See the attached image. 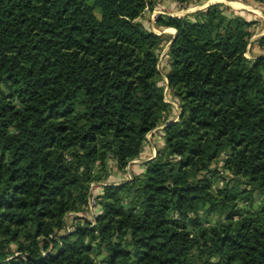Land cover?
I'll return each instance as SVG.
<instances>
[{"label":"trees","instance_id":"16d2710c","mask_svg":"<svg viewBox=\"0 0 264 264\" xmlns=\"http://www.w3.org/2000/svg\"><path fill=\"white\" fill-rule=\"evenodd\" d=\"M156 1L188 0H0V264H264L253 22L218 4L194 21L158 16L176 32L166 85L163 36L137 22ZM159 126L164 147L130 181L101 186L86 218L90 184L109 161L138 159ZM212 215L221 222L207 225Z\"/></svg>","mask_w":264,"mask_h":264},{"label":"rangeland","instance_id":"374dc122","mask_svg":"<svg viewBox=\"0 0 264 264\" xmlns=\"http://www.w3.org/2000/svg\"><path fill=\"white\" fill-rule=\"evenodd\" d=\"M213 4H218L222 8H226L225 11H226L227 16L231 17L233 15L235 16L239 15V16L244 17L247 21L253 22V24L249 28L250 38H249L245 57L247 59H254L259 56H264V48H259L256 44V41L264 35V4L258 2L257 0H221V1L220 0H188L185 4L181 6L178 4L174 6H171V4H167V6H162L161 2L156 1L154 9L145 10L142 16L137 20V22L144 23L145 25H147L150 31L153 32L154 34L158 36H161V35L163 36L164 40L162 44L160 45L159 50L157 51V56L159 58V64H160L159 70H160V73L162 74L163 80L165 79L164 75L169 70L166 55H167V50L169 49L168 45L170 43V37H172L171 32H173V30H166L165 28L157 27L155 25V19L158 16H167V17L172 16L175 18L185 17L190 21H194L193 18H194L195 13H197L198 11H203L207 7ZM253 14L256 16H254ZM172 103H174V101ZM172 106H173V109L169 108L170 114L167 118V122L171 121L175 123L178 120L177 119L178 114L175 110V106L173 104ZM162 129L163 128L161 127L155 128L149 134L146 135V143L141 152L143 153V156H144L143 159L149 156V151L146 150L149 144L155 143L154 145L156 146V148L159 147V149H162L164 147L162 146L164 143ZM152 155L153 157L151 159H153L156 154L152 152ZM219 162L220 161L218 160L216 163H214L211 166V169L212 168L219 169V166L221 164ZM139 164H141L140 160H138L137 162L134 160L130 162L129 165H127L124 170L121 171L116 168L115 163H113L112 161H109L108 163L109 175L106 178L105 182L101 184L118 185L119 183L130 181V180L126 181L123 178L124 176L123 174L126 173L127 171L129 172V174H131L132 177L134 175L141 174L144 171V169L140 168ZM141 170L142 172L138 173ZM219 171H221V169H219ZM220 173L226 178L230 177L229 173L227 172L221 171ZM218 186H220V183L218 184ZM216 187H217V184H216ZM256 204L258 205V202ZM239 205L242 206L243 204L240 202ZM69 221H71V218H68L67 224ZM220 222H221V217L216 216V215L209 216L206 219V224L210 226L217 225Z\"/></svg>","mask_w":264,"mask_h":264},{"label":"built area","instance_id":"2783aa9c","mask_svg":"<svg viewBox=\"0 0 264 264\" xmlns=\"http://www.w3.org/2000/svg\"><path fill=\"white\" fill-rule=\"evenodd\" d=\"M164 82L167 85V81L166 78L164 79ZM169 100V101H168ZM174 103H172L173 101ZM171 101V102H170ZM164 103H166L167 105H169L170 108L173 109L172 104L175 106V110L177 112V114H179L180 109H179V102L178 100L173 97L171 95V93L168 91L167 86L164 88ZM178 117V115H177ZM177 120V119H176ZM161 128H163L162 126H159ZM158 128V127H157ZM149 134V133H148ZM123 178L127 181V180H131L132 176L131 174H129V172L127 171L126 173L123 174ZM123 182V181H122ZM101 186H104V184L101 183H91L90 184V193H89V197H88V202H87V213H86V218H88L90 221H93V217H94V211L98 208V202H99V195L101 193V190L99 189V191L97 190V188H100ZM82 217V216H81ZM84 217V216H83ZM72 223L73 222H69L68 226L65 229V233H70V231L72 230ZM93 223V222H92Z\"/></svg>","mask_w":264,"mask_h":264},{"label":"crops","instance_id":"0c3cea01","mask_svg":"<svg viewBox=\"0 0 264 264\" xmlns=\"http://www.w3.org/2000/svg\"><path fill=\"white\" fill-rule=\"evenodd\" d=\"M167 4H171V6L176 5V3L172 2V1H164V3L161 2V5H162V6H167ZM242 5H243V4H242ZM253 15H254V14H253ZM254 16H256V15H254ZM166 30H173V29L169 28V29H166ZM169 32H171V31H169ZM175 33H176L175 30H173V32H171V34H172V38H173V35H174ZM167 62H168V60H167ZM178 115H179V114H178ZM177 118H178V117H177ZM154 144H155V143H154ZM154 144H149V145L147 146L148 148H146V150L149 151V156H148V157H146V158L143 159L144 156H143V153H141L140 156L138 157V159L135 160L136 162H137L138 160L141 161V164H139V165H140V168H143V169H144V164H145L147 161H149V160L153 157L152 152H154V153L156 154V150L159 149V147L156 148V146H155ZM162 146H164V143H163ZM160 147H161V146H160ZM143 160H144V161H143ZM141 172H142V170H141L140 172H138V173H141ZM97 189H98V191H99L100 188H97Z\"/></svg>","mask_w":264,"mask_h":264},{"label":"water","instance_id":"95a60500","mask_svg":"<svg viewBox=\"0 0 264 264\" xmlns=\"http://www.w3.org/2000/svg\"><path fill=\"white\" fill-rule=\"evenodd\" d=\"M171 17H172V16H171ZM175 36H176V33L173 35V38H172V40L170 41L168 47L171 45V43H172V41L174 40Z\"/></svg>","mask_w":264,"mask_h":264},{"label":"bare ground","instance_id":"6f19581e","mask_svg":"<svg viewBox=\"0 0 264 264\" xmlns=\"http://www.w3.org/2000/svg\"><path fill=\"white\" fill-rule=\"evenodd\" d=\"M221 1V0H220Z\"/></svg>","mask_w":264,"mask_h":264}]
</instances>
